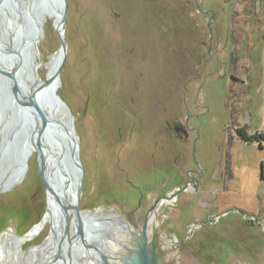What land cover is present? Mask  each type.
<instances>
[{"label": "rangeland", "instance_id": "1", "mask_svg": "<svg viewBox=\"0 0 264 264\" xmlns=\"http://www.w3.org/2000/svg\"><path fill=\"white\" fill-rule=\"evenodd\" d=\"M67 4L58 95L79 138V209L109 217L126 203L178 188L175 202L158 213L161 264H264V145L236 134L238 127L264 130V0ZM59 46L53 20L43 19L35 54L41 80ZM183 120L190 131L180 143L172 125ZM13 159L0 156V183ZM46 203L32 153L22 178L8 189L0 184V237L7 230L26 234L42 220ZM51 227L46 223L20 250L40 246ZM97 231L101 238L111 234ZM4 246L11 251L0 254V264H8L3 255L15 247L11 240ZM42 256L18 255L11 264H44ZM72 256L81 264L78 248Z\"/></svg>", "mask_w": 264, "mask_h": 264}, {"label": "water", "instance_id": "2", "mask_svg": "<svg viewBox=\"0 0 264 264\" xmlns=\"http://www.w3.org/2000/svg\"><path fill=\"white\" fill-rule=\"evenodd\" d=\"M44 14L49 18L57 16L54 30L60 46L55 54L57 58L51 73L49 71L45 79L41 80L37 73L40 64L35 62V54L38 55L37 45L42 36ZM67 17V0H0V124L7 119L3 126L7 136L0 147V156L3 158L12 155L15 163L8 180L0 184L3 189H8L16 183L21 176V173L16 174V169L24 172L31 153L36 154L38 174L45 195L53 197L63 218L61 235L58 238L56 234L53 235V241L57 243L56 252L51 258L53 264L60 261L62 264H74L73 240H78V249L82 255L84 252L94 251L98 264H114L112 261L116 259L121 264H161L162 254L157 243L159 237L149 238L146 221L137 230L140 234V238L139 235L135 237L137 250L131 251L133 254L129 253L130 256L113 258L92 245L86 236L85 218L79 209L84 179L79 138L75 134L73 115L57 93L67 56ZM63 110L67 111L66 119L61 115ZM7 170L3 175H6ZM262 173L260 166L261 178ZM51 184L60 190L61 197ZM69 190L73 192L71 199L67 196ZM176 195L177 192H171L162 201L171 200ZM160 200H155L147 216L157 208ZM47 212L46 205L45 214ZM70 214L75 231L63 253L62 245L68 236ZM49 224L51 225V219ZM28 236L29 233H26L19 237ZM48 262L45 261L44 264Z\"/></svg>", "mask_w": 264, "mask_h": 264}, {"label": "bare ground", "instance_id": "3", "mask_svg": "<svg viewBox=\"0 0 264 264\" xmlns=\"http://www.w3.org/2000/svg\"><path fill=\"white\" fill-rule=\"evenodd\" d=\"M45 18H49V17L46 14L42 15V21ZM51 19L53 20V22L54 21L56 22L58 18H57V16H55L54 18H51ZM56 58L57 57L55 55L53 57H51L50 62L47 65L48 66V72L50 71L49 73H51V71H52V65L54 64V61H56ZM36 61H38V60H36V57H35V62ZM36 63H39V62H36ZM58 87H57V93H58ZM59 98H60V96H59ZM63 111H65V110H63ZM61 114H64V112H61ZM66 115L68 116L67 112H66ZM67 116H65V119L67 118ZM78 146H79V144H78ZM27 164H28V162H27ZM16 173L17 174L21 173L20 178H22L24 173H25V170L23 172L22 170L18 171L16 169ZM51 186L53 187L52 184H51ZM53 189H55V188L53 187ZM55 192H57V194L61 197L60 190L55 189ZM72 195H73V192L71 190H69L67 193V196L71 199ZM174 199L175 198H172L171 200H164L160 205L157 206V208L153 212L148 214L147 221H146L147 222L146 223V225H147L146 230H147V235L149 236V238L151 236H153V237L155 236L158 239V237L160 235L159 234V228H160L161 223L157 219V214L159 213V210L162 207V205L168 203V201L171 202ZM46 202H47L46 205L48 208V212L43 216L41 222L37 223L31 229V231L28 232L29 236L27 238L17 237L16 235H14V233L12 231L11 232L6 231L0 237V254L2 252H10L11 251V250L9 251L11 246H8V243L10 242V240L13 242L14 245H16L14 247V250H13L11 255H9V254L3 255V260L5 263L11 264L12 258L17 257L18 255L19 256H28V255H34V254L39 252V253H42V255H43L41 257V259H46L47 261L50 262V263L48 262V264H53L51 262V258L53 257V255L56 252V245H57V243H54V241H53V238H54L53 235L56 234L57 238L61 235V233L63 231V218L61 219L62 214L59 210L57 203L55 202V200L53 199V197L51 195L46 196ZM111 213H112V216L100 217L101 214H99V213L92 214V215L91 214L86 215L82 212V215L85 218V222H86V228H85L86 236L88 237V239L92 245L97 246L98 248L103 250L107 255H110V256L114 255L113 258H115V257L117 258V256H121V255H126L127 252H128V254L129 253L133 254V253H131V251L136 252V250H137L138 244H136L135 237H136V235H139L138 237L140 238V234H138L139 231H134L133 229L126 227L124 225V223L118 221L117 213H115L113 211ZM52 215H55V216L51 217ZM50 219H51V226L52 227H51V234L47 239V243L49 242V244H44L42 246V244L45 242L44 241L40 246L32 247L27 253H24L23 251H21L20 250L21 245H23L25 242L29 241L30 238L33 237V234L35 232L39 231L46 222L49 223ZM71 220H72V216L70 214L69 215V222H68V231L70 233V237H73V234L75 231V226H74V223L71 222ZM103 227L105 230H108L109 232H111L110 236L105 237V238H103V237L101 238V234L97 231V229L103 228ZM68 237L69 236H67L66 242L63 243V245H62V252L63 253L65 252L67 244L70 243V240L68 239ZM160 240L161 239L159 237V241L157 242L159 249L163 248L165 245L164 243H160L161 242ZM21 243H23V244H21ZM72 244H73V249L79 248L78 240L77 241L73 240ZM3 246L4 247L8 246V249H7L8 251H6L3 248ZM149 246L151 247L150 244H149ZM123 251H126V253H124ZM96 257H97V254L92 250H90L89 252H84V254L81 256V264H98L96 261ZM62 263L63 262L60 261L59 263H56V264H62ZM112 263L121 264L117 259L112 261Z\"/></svg>", "mask_w": 264, "mask_h": 264}, {"label": "flooded vegetation", "instance_id": "4", "mask_svg": "<svg viewBox=\"0 0 264 264\" xmlns=\"http://www.w3.org/2000/svg\"><path fill=\"white\" fill-rule=\"evenodd\" d=\"M166 126H167L168 129L170 128V125L168 123H166ZM172 131H173V133H174L177 141H179L180 143L187 142L188 135H189V131H190V129L188 128V125H187V121H185V120H183V122L175 121L173 123V125H172ZM157 144H158V141L156 140L154 142L153 150L155 149V147L157 146ZM216 176L218 178V174ZM189 184L190 183H188L186 185L185 189L189 186ZM171 192H178V188L175 189L174 191L167 192L165 195H163L161 197H159V196L158 197H147L145 203H143V201H142L143 199L141 198L140 201L136 202L135 204L129 205V204L126 203V205H124L123 207L120 206L121 209L117 208V210L114 211L118 215L117 216L118 221L124 223V225L126 227H129V228L133 229L134 231H137L139 228L142 227V225L144 224V222L147 221V213H148L149 209L151 208V206L154 204L155 200H158V199L160 200L161 199L159 201V204H158V205H160L163 202L162 201V198L165 197V196H167V195H169ZM148 202H150L149 205H147ZM174 202H175V199H174L173 203ZM54 216L55 215H52L51 217H54ZM61 219H62V216H61ZM157 219H158V214H157ZM137 222H140V226L139 227L137 225ZM35 225H33L32 228ZM44 225H43V227H44ZM43 227L39 231L35 232L33 234V237L30 238L29 241H31L35 236H37L39 233H41L40 231L43 229ZM31 229L29 231H31ZM7 231H9V230H7ZM17 237H19V236H17ZM47 239L42 244V246L44 244H49V242L47 243Z\"/></svg>", "mask_w": 264, "mask_h": 264}, {"label": "trees", "instance_id": "5", "mask_svg": "<svg viewBox=\"0 0 264 264\" xmlns=\"http://www.w3.org/2000/svg\"><path fill=\"white\" fill-rule=\"evenodd\" d=\"M237 136L245 143H256L259 148H263L264 145V130L260 133L249 134L246 127H238L236 129ZM264 163H260L263 166ZM262 178H264V173H262Z\"/></svg>", "mask_w": 264, "mask_h": 264}]
</instances>
